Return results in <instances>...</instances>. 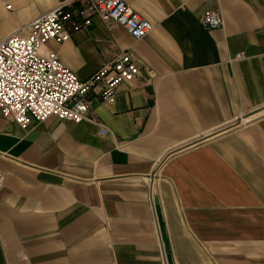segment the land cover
<instances>
[{"label":"crops","instance_id":"1","mask_svg":"<svg viewBox=\"0 0 264 264\" xmlns=\"http://www.w3.org/2000/svg\"><path fill=\"white\" fill-rule=\"evenodd\" d=\"M124 1L141 39L97 16L40 49L83 81L133 55L114 102L89 92L104 134L0 113V264H264V0ZM57 2L0 0V40Z\"/></svg>","mask_w":264,"mask_h":264},{"label":"built area","instance_id":"2","mask_svg":"<svg viewBox=\"0 0 264 264\" xmlns=\"http://www.w3.org/2000/svg\"><path fill=\"white\" fill-rule=\"evenodd\" d=\"M11 6L7 4L6 8ZM200 23L206 29L224 25L219 10H204ZM118 23L133 38L141 39L152 22L124 0H58L52 9L23 24L0 40V113L26 128L49 116L101 125L90 107V91L99 88L98 99L114 102L116 87L137 78L139 65L130 52L116 54L84 81L65 66L57 52H42L48 41H68L73 31L92 25L93 17ZM239 53L234 58H242ZM101 133H105L104 126ZM4 174L0 172V183Z\"/></svg>","mask_w":264,"mask_h":264},{"label":"water","instance_id":"3","mask_svg":"<svg viewBox=\"0 0 264 264\" xmlns=\"http://www.w3.org/2000/svg\"><path fill=\"white\" fill-rule=\"evenodd\" d=\"M249 114H247V116H248Z\"/></svg>","mask_w":264,"mask_h":264}]
</instances>
